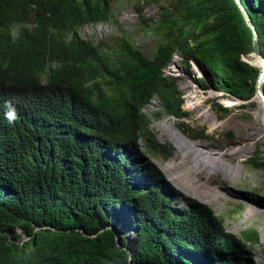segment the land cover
I'll return each mask as SVG.
<instances>
[{
    "label": "trees",
    "instance_id": "trees-1",
    "mask_svg": "<svg viewBox=\"0 0 264 264\" xmlns=\"http://www.w3.org/2000/svg\"><path fill=\"white\" fill-rule=\"evenodd\" d=\"M241 1L264 55V0ZM113 2L0 0V264H255L257 231H227L193 198L174 207L178 192L153 159L175 149L144 112L158 98L195 132L164 71L176 55L187 74L199 65L204 88L252 99L260 69L242 59L252 29L235 0H146L161 17L138 8L140 19L166 40L148 58L124 30L116 44L80 36L87 24H118ZM6 101L20 117L11 126ZM248 162L264 171V154Z\"/></svg>",
    "mask_w": 264,
    "mask_h": 264
},
{
    "label": "rangeland",
    "instance_id": "rangeland-1",
    "mask_svg": "<svg viewBox=\"0 0 264 264\" xmlns=\"http://www.w3.org/2000/svg\"><path fill=\"white\" fill-rule=\"evenodd\" d=\"M138 8H143L145 16L151 20H159L161 17L159 7L155 4H147L146 0H114L113 14L118 24L114 20L108 23L87 24L80 28L79 34L83 39L95 44L100 42L116 44L122 37V30H124L129 39L145 56L154 58L158 48L164 45L166 40L162 34L151 30L142 23ZM253 59L254 57L251 56L250 61L252 62ZM186 69L187 64L183 58L176 55L164 71L166 75L177 79V85L184 98L183 110L188 113L184 120L195 132L186 133L183 131L181 121L170 115L158 98L153 99L144 108L145 114L150 118V127L161 142H169L175 149L172 157L168 160L164 161L158 158L153 159V162L158 165L168 182L178 192L177 199L173 203L176 209L185 208V200L193 198L208 205L217 217L223 219L227 231L237 236H241L248 230L257 231L259 241L253 249V258L255 264H264V205L252 202L249 194V192L255 191L264 195V171L254 168L248 162L249 159L264 154V125L262 121L264 109L256 99L244 101L232 95H223L213 89L204 88L199 82L203 75L195 70L194 66L192 67L194 71L192 75L185 73ZM237 103L238 105L234 106ZM221 106L227 108L228 111L221 109ZM199 111L204 115H209L210 120H199ZM156 114H159V118H156ZM251 121L256 125L258 124L257 127L261 132L255 140L249 141L247 137L241 136L239 133L238 124H246ZM167 122L170 124L168 129L174 133H180L190 143H201L207 149L216 151L219 154H225L227 151H242L250 147L247 154L240 156L237 161H233L234 165H238L240 171L232 180L218 173L211 175L212 179L206 178L204 182H199L198 178L188 174L187 167H180L181 173L184 175L183 180L188 182L184 186L181 185L184 189L191 191L199 187L207 192L216 189L219 196H221L219 201L209 203L199 199L200 197L198 198V194L195 192H193L195 195L185 193L188 191H183L184 189L179 187L180 183L174 181L165 171L168 167L169 170L172 168L171 163L179 153L177 141L172 140L167 135L161 137L160 127ZM203 128L206 129L203 136L192 137L194 133L197 134V131H201ZM200 158L204 160V157ZM205 161L208 162L209 159H205ZM227 161H229V158ZM187 166L191 165L188 164ZM212 198L214 197L209 196L208 201L213 200ZM120 231L123 232V229H120Z\"/></svg>",
    "mask_w": 264,
    "mask_h": 264
},
{
    "label": "bare ground",
    "instance_id": "bare-ground-1",
    "mask_svg": "<svg viewBox=\"0 0 264 264\" xmlns=\"http://www.w3.org/2000/svg\"><path fill=\"white\" fill-rule=\"evenodd\" d=\"M252 63L256 64L258 63V60L254 58ZM197 71L201 73L200 72L201 70L197 69ZM256 101L258 102L260 106L264 108V103L262 101H259L258 99H256ZM237 105L238 103L234 104V106H237ZM198 115H199L198 119L201 121L210 120L209 115H206V114L204 115L201 111L198 112ZM263 118H264V113L262 115V121H263ZM257 125L253 123L252 121L246 124H238L239 133L241 134V136L247 137L249 141L255 140L257 136L260 135L259 133L261 132L260 129H258ZM169 126L170 124L169 122H167L160 127L161 137L163 138L164 135H167L172 140L177 141L179 153L177 155V158H175L174 161L171 163L172 168L169 170V167H168L167 170L165 169V171L168 173V175L172 177L174 181H177V183L178 182L180 183L179 184L180 186L178 184L177 185L181 188H183L182 186H184V184L188 182L186 180H183L184 175L181 173L180 167L182 166L187 167L186 169H187L188 174L193 175L194 178H198L199 182L200 181L204 182V179L206 178L212 179L211 175L218 174V173L224 175L229 180H232V179H235V177L240 171L238 168V165L237 166L234 165L233 161H237V159H239L240 156H243L250 151V147H248L247 149L242 150V151L239 149L240 151H234V152L227 151L225 154H219L216 151H211L210 149H207V147L201 143H197V144L190 143L180 133H174L173 131L168 129ZM243 130L245 133L243 132ZM200 157H204V160H201ZM221 157L222 158L224 157L223 158L224 160ZM228 158H229V161H227ZM205 159L206 160L209 159V161L207 162L205 161ZM188 164L191 166H187ZM194 189H198V190H194ZM194 189H192L191 191L188 189H184L183 191H188V192H185L188 194H193V192H195L198 194V198L200 197L199 199L205 200L209 203L212 201L217 202L221 198V196H219L218 191H216V189H212V192L211 190L210 192L204 191L199 187L194 188ZM209 196H213L214 197L212 198L213 200L208 201ZM25 238H26L25 240H27L26 236Z\"/></svg>",
    "mask_w": 264,
    "mask_h": 264
},
{
    "label": "water",
    "instance_id": "water-1",
    "mask_svg": "<svg viewBox=\"0 0 264 264\" xmlns=\"http://www.w3.org/2000/svg\"><path fill=\"white\" fill-rule=\"evenodd\" d=\"M235 1L237 5L239 6V8L241 9L248 26L252 29V32H253L254 51L253 53L249 55L243 56L242 59L246 61L247 63H249L250 65L260 69L259 77L256 83V94L252 99H258L259 101H262L264 103V55L262 54L261 48H260L259 33L257 31L255 24L252 21L250 14L248 13L247 9L244 7L242 1L241 0H235ZM247 56H253L255 59L258 60V63L253 64L250 60H247V58H245ZM192 64L195 70L197 69L201 70V68L195 61H193ZM200 72H201V75H203L204 77L203 71L201 70ZM250 100H246V101H250ZM263 125H264V118H263Z\"/></svg>",
    "mask_w": 264,
    "mask_h": 264
},
{
    "label": "clouds",
    "instance_id": "clouds-1",
    "mask_svg": "<svg viewBox=\"0 0 264 264\" xmlns=\"http://www.w3.org/2000/svg\"><path fill=\"white\" fill-rule=\"evenodd\" d=\"M3 108L6 110L4 112L5 119L8 121L10 126L14 125L20 119L15 106L11 103V101H6Z\"/></svg>",
    "mask_w": 264,
    "mask_h": 264
}]
</instances>
